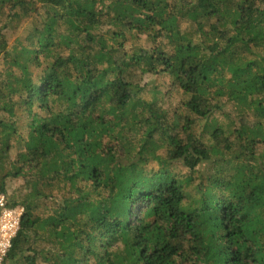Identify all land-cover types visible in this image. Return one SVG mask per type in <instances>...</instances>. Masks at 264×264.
<instances>
[{
    "label": "trees",
    "instance_id": "1",
    "mask_svg": "<svg viewBox=\"0 0 264 264\" xmlns=\"http://www.w3.org/2000/svg\"><path fill=\"white\" fill-rule=\"evenodd\" d=\"M0 62L5 264H264V0H0ZM224 102L254 122L202 140Z\"/></svg>",
    "mask_w": 264,
    "mask_h": 264
},
{
    "label": "rangeland",
    "instance_id": "2",
    "mask_svg": "<svg viewBox=\"0 0 264 264\" xmlns=\"http://www.w3.org/2000/svg\"><path fill=\"white\" fill-rule=\"evenodd\" d=\"M184 26V25H183ZM23 27H19L16 30L5 31L8 43L11 44L13 40L23 33ZM134 40H130L127 44H132ZM138 42V43H137ZM135 43L142 44V46H148L149 42L144 39V36H141V40L135 41ZM2 62H0V67H2ZM140 85L142 86L141 91L137 94L136 98H141L144 100H152L155 99L159 104H161L164 108L169 111L172 110H182L183 107L179 104L183 99V95L181 91L177 88L173 87L170 82V78L166 74H153V73H145L140 79ZM224 106L220 109L214 110L209 116L204 119H201L197 116H191L193 120V131L196 134H199L200 138L205 141H210L211 136V128L215 126H221L224 129L231 130L235 126H238V123L246 124L253 123L254 118L251 114L246 115H237L233 106L224 102ZM183 111V110H182ZM169 116V115H168ZM160 152L163 153V150ZM204 174L208 175L213 172L210 168V164L203 165L199 168ZM185 171V169H182ZM197 176L198 174H194ZM201 177H195L193 184H197L200 182ZM20 188L19 180H11L7 186L8 199L17 195V189ZM190 192L193 193L191 186L189 187ZM14 194V195H13ZM10 200V199H9Z\"/></svg>",
    "mask_w": 264,
    "mask_h": 264
},
{
    "label": "built area",
    "instance_id": "3",
    "mask_svg": "<svg viewBox=\"0 0 264 264\" xmlns=\"http://www.w3.org/2000/svg\"><path fill=\"white\" fill-rule=\"evenodd\" d=\"M24 207L10 204L8 196L0 189V264H5L6 254L16 235Z\"/></svg>",
    "mask_w": 264,
    "mask_h": 264
}]
</instances>
